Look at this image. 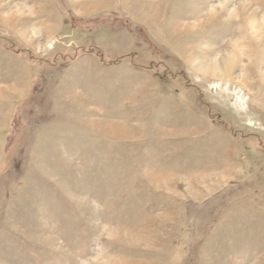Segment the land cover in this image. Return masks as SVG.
Listing matches in <instances>:
<instances>
[{
  "label": "rangeland",
  "instance_id": "1",
  "mask_svg": "<svg viewBox=\"0 0 264 264\" xmlns=\"http://www.w3.org/2000/svg\"><path fill=\"white\" fill-rule=\"evenodd\" d=\"M262 18L0 0V264H264Z\"/></svg>",
  "mask_w": 264,
  "mask_h": 264
},
{
  "label": "bare ground",
  "instance_id": "2",
  "mask_svg": "<svg viewBox=\"0 0 264 264\" xmlns=\"http://www.w3.org/2000/svg\"><path fill=\"white\" fill-rule=\"evenodd\" d=\"M224 8V7H223ZM261 20V24H258L255 20H251L249 22V26H250V30L252 32V34H258L261 30V26L262 23L264 22V18L260 19ZM243 44V43H242ZM245 46V47H244ZM244 46H241V43H235L232 45L231 47V53L229 55V58L227 59L229 61V63L231 62V60H233L234 58H241L247 55V46L244 44ZM223 62L220 63V65H217L216 63H213V68L217 71L220 72V66ZM225 62L226 67L227 68L228 64Z\"/></svg>",
  "mask_w": 264,
  "mask_h": 264
}]
</instances>
